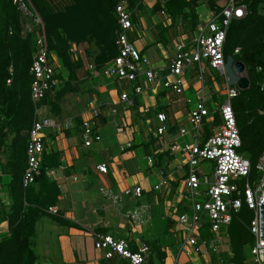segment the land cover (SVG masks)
<instances>
[{
  "label": "built area",
  "instance_id": "obj_1",
  "mask_svg": "<svg viewBox=\"0 0 264 264\" xmlns=\"http://www.w3.org/2000/svg\"><path fill=\"white\" fill-rule=\"evenodd\" d=\"M164 1L153 0L154 3L162 5ZM244 1L227 0L226 7H220L219 13H212V20L208 24L201 26L194 34L177 37L173 41V53L166 77H162L160 70L137 45L138 41L148 36L147 29H143L134 21L140 12L134 13L128 0H120L115 9L119 27L116 39L119 53L105 65L102 74L120 88L121 103L127 109L134 108L135 98L131 96L130 90L137 97L150 89L156 92L161 88L183 99L189 107L187 121L192 129L189 131L185 126H181L178 130L179 139L186 141H177L169 147L172 155L181 153L186 156L183 167H187L185 187L179 193L185 201L182 206L185 211L176 221V232H183L184 237L174 264H182L179 260L181 255L200 256L205 259V264H218L213 262V256L220 257L224 254L232 256L228 228L243 207L253 215L249 229L255 244L250 251V264H264L262 229L264 153L260 156L254 172L250 159L240 152L242 139L233 101L242 92L238 80L248 75H238L234 70L235 63L239 62L235 61L234 57L240 55V48H237L228 60L225 57L227 36L232 22L248 16V8ZM12 3L20 13L21 37L26 39L30 35H35V53L30 74L33 79L32 100L38 104L46 96L58 92L63 80L56 64V56L49 48L43 21L31 0H12ZM159 22L165 27L172 24V19L164 6L160 12ZM72 52L75 54L74 49ZM193 70L200 85L197 90L198 96L187 95L186 75ZM209 70L216 71L225 78L223 100L214 106L205 96ZM7 84L10 85L11 80H8ZM89 106L91 118L83 120L81 128V138L86 148H91L102 141V137L96 132L97 123L102 117L101 108L95 100H91ZM149 112V108L143 110L144 114ZM260 113L264 114L263 111ZM39 114L40 109H37L36 120L28 132L24 189L33 185L41 174L43 155L46 152V132L52 130L62 133L76 126L74 120L59 122L50 118H40ZM111 115L116 132L122 134L123 127L114 120L117 117L116 109L111 110ZM156 117L160 124L156 136L160 138L169 132V119L162 112H157ZM129 148L130 144L124 146L122 151ZM206 161L214 163L213 176L210 179L203 175L201 169V164ZM147 165L150 168L156 166L153 157L147 158ZM97 169L104 175L108 174L106 165H100ZM158 173L159 180L154 184L153 190L165 193L170 189V179L165 171L159 169ZM55 174V169L47 171L50 180ZM101 192L114 205H118L124 198H142L144 191L142 187L135 186L126 189L121 195H114L106 189H101ZM4 204L0 186V217L3 215ZM48 213L58 215L57 207L50 208ZM145 213L146 210L140 207L128 212L126 217L137 225L143 223ZM206 227L212 239L203 237L202 231ZM92 234L95 249L103 252L107 261L112 262L119 258L127 264H153L150 260L151 247L145 243L138 240H135V243L118 241L109 235ZM133 243L137 245L136 250L132 248Z\"/></svg>",
  "mask_w": 264,
  "mask_h": 264
},
{
  "label": "trees",
  "instance_id": "obj_2",
  "mask_svg": "<svg viewBox=\"0 0 264 264\" xmlns=\"http://www.w3.org/2000/svg\"><path fill=\"white\" fill-rule=\"evenodd\" d=\"M120 0H65L63 5L48 4L45 0H31L39 13L45 28L49 48L56 52L65 68L70 72L69 81L61 85L54 101L51 95L40 103L32 100L30 69L35 53V35L26 39L21 37L20 13L12 0H0V171L11 177L10 193L12 204H4L0 217V264H40L37 256L38 224L45 218L52 219L60 226L74 227L72 223L58 215L48 213L50 208L59 205L61 195L58 184L51 181L47 171L62 166L61 154H44L41 174L29 188H23V175L27 169L28 132L36 120L37 109L58 103L66 91L72 90L78 73L87 66L102 70L118 56L116 45L119 27L115 9ZM131 10L140 12L154 28L156 44L167 46L177 37V28L183 27L184 33L195 32L200 24L198 8L207 4L212 12L219 13L221 8L216 0H165L164 5L154 3L152 7L145 0H128ZM248 16L233 21L228 32L225 57L234 55L237 48L240 55L235 61L243 62L250 79V88L242 91L233 101L238 128L241 133L242 149L253 168L264 153V0H245ZM164 8L168 11L172 24L165 27L162 22L154 24ZM136 22L137 19L135 18ZM180 22V23H179ZM75 45L83 51V56L72 52ZM98 54L93 58L92 47ZM12 70V71H10ZM8 80L11 84L8 85ZM164 109V106L161 107ZM81 129L82 123L77 127ZM177 129L170 130V133ZM82 132V131H81ZM162 138L152 137L145 146L148 156L154 158L158 168L165 154H155L163 146ZM153 149V150H152ZM252 212L243 207L228 228L231 251L237 264L247 263L255 244L250 233ZM7 223L9 237L2 238V224ZM205 230V231H204ZM203 235L211 239L209 229ZM213 256V262L221 257ZM161 262L165 254H160ZM214 262V263H215Z\"/></svg>",
  "mask_w": 264,
  "mask_h": 264
},
{
  "label": "crops",
  "instance_id": "obj_3",
  "mask_svg": "<svg viewBox=\"0 0 264 264\" xmlns=\"http://www.w3.org/2000/svg\"><path fill=\"white\" fill-rule=\"evenodd\" d=\"M145 1L149 7L154 4L152 0ZM205 5L207 7L205 9L203 5L205 11L207 10L212 16L213 12L207 4ZM201 8V6L198 8V14ZM135 18L140 27L147 29L148 34L146 39L138 41L137 45L143 51V54L151 60L152 64L160 70L162 77L167 76V67L173 53V41L177 37L194 34L204 25H200L192 33L182 32L179 25L177 37L167 46H163L162 44H156L154 28L148 24L143 15L139 13ZM156 23H159L158 18L154 19V24L156 25ZM72 49L75 50V54L83 56V51L77 46L73 45ZM53 53L56 56V64L63 83H65L69 81L70 72L65 68L57 53ZM85 71L91 72L94 76L101 75L94 66L85 65V68L78 73V78ZM213 72L219 74L216 71L209 70L208 75H212ZM219 78L224 81L217 86V91L214 85L207 81L209 79L206 80L205 96L212 106L220 102L221 97H224L225 78L222 76H219ZM186 82L188 93L198 96L197 90L200 85L195 70L186 75ZM110 86V89L105 86L99 87V92L102 95L101 99L103 100H99L97 95L89 93L88 111H79L78 113L73 111L74 113H70L54 109L57 115L54 114L49 117L42 115V118H50L59 122L74 120L76 124L72 130L62 133L52 130L46 132L45 153L48 155L61 154L62 166L55 169L56 174L51 180L58 184L61 192L59 205L57 206L58 213L75 225L74 227H67L56 224L57 227L52 225L53 229L50 230L51 232L48 233V230L46 231L48 236H46L45 242L48 239L55 240L57 238L59 245L55 254L46 251L47 257L53 264L54 262L58 264H127L120 261L119 258H115L112 262L105 260L104 253L99 254L95 250V244L93 252H89L87 245L83 246L85 238H93L94 242L95 239L92 233H101L109 235L118 241L134 242L138 240L140 243H145L151 247L150 260L153 264H173L174 259L178 258L180 244L184 237L183 232H176V221L178 216L185 211L182 207L185 201L179 196V193L185 187L187 167H183L186 156L181 153L172 155L169 152V147L177 141H186V139H179L178 130L181 126H185L189 131L192 129V126L187 121L189 107L183 99L174 93L159 88L156 92L150 89L137 97L130 90L131 96L135 98V107L127 109L121 103V90L118 85L113 84L111 81ZM56 93L50 94L51 101L55 100ZM188 93L187 95H189ZM91 100H95L101 108L102 117L97 123L96 132L102 137V141L94 144L91 148H86L81 138V129L76 127L78 122L82 123L83 120L91 118L89 106ZM162 105L164 109L161 108ZM48 107L53 108V106ZM48 107L45 108L48 109ZM113 108L117 111V117L114 120L124 129L122 134L116 132V126L112 122L111 110ZM145 108L150 109L148 114L143 113ZM41 110L43 108L40 109V112ZM157 112L165 113L168 116L170 129L165 136L160 137L163 140L162 148L154 152L155 154H165L164 161L159 168L158 166L150 168L147 165L149 156L146 153L145 146L152 137L158 138L156 130L160 124L156 117ZM79 113L82 114L78 115ZM135 116L146 119L142 123L145 127L142 130L140 124L136 123ZM174 128L177 130L170 133V130ZM114 135L115 138H113ZM121 138L122 140H120ZM129 144L131 148L122 151V148ZM100 165L107 166V175L98 171L97 167ZM155 165L157 164L155 163ZM159 169L165 171L170 179V189L165 193L153 190L154 184L159 180ZM10 183L11 177L3 175L0 171L1 193L6 206L12 204ZM135 186L142 187L144 191L142 198L139 199L142 204L138 203L136 206L133 204V198H124L120 204L114 205L101 192V189H106L110 190L114 195H121L126 189ZM130 202L132 206H135L132 208L143 207L146 210L145 214L148 213L150 217L151 214L153 215L151 226H134L135 229H133V225L126 217L127 212H129ZM125 211L127 212L125 213ZM117 214H119L120 218ZM122 218H125V220H122ZM88 220H93L94 222H87ZM42 221L40 222L41 224ZM52 222L55 223L54 221ZM40 223L38 224L39 227L41 226ZM2 230L4 234L9 232L7 223L2 224ZM7 237H9V234H5L2 238ZM149 242H151V245ZM134 243L132 248L136 250L137 245ZM44 247L46 250L48 249V245L44 244ZM163 253L166 258L162 263L160 254ZM182 257L185 262L181 261ZM179 260L182 264H205V259L197 255H181Z\"/></svg>",
  "mask_w": 264,
  "mask_h": 264
},
{
  "label": "rangeland",
  "instance_id": "obj_4",
  "mask_svg": "<svg viewBox=\"0 0 264 264\" xmlns=\"http://www.w3.org/2000/svg\"><path fill=\"white\" fill-rule=\"evenodd\" d=\"M45 1L48 4L58 3V4L63 5L64 3H66L65 0H45ZM216 3H217V5L219 7L223 8V7H226L227 0H216ZM203 5H204V7L206 9L207 7H206L205 3ZM203 5H201L202 8L199 10L200 24L201 25L202 24H208L212 20L211 14H209L207 12V10L205 11ZM209 15H210L211 18L209 17ZM181 31L184 32L182 26H181ZM92 48H93L92 51H93V58H94L98 54V51L96 49V46H94ZM87 62L88 61H86V66L88 65ZM86 69H88V68H86ZM218 75L219 74L213 72L212 75L210 74V75H208L209 77L207 76V79H209L207 81L211 82V84L214 85V88H215L216 91L218 90L217 86L221 85V83L224 81L222 78H219L220 75L219 76ZM110 84H111V81L108 80L103 74H101L99 76H94L91 72H86L85 71L84 74L81 75L80 78L77 79V81H75L73 83L72 90L66 91L63 94V96L60 99V102L58 104V107H59L58 110L61 111V112H63V111L67 112L68 111L70 113H74L73 111H75L76 113H78L79 111H88L89 93L91 92L92 94L97 95L99 100H103V99H101L102 95L99 92V87L105 86L108 89H110L111 88ZM221 99H223V98L221 97ZM55 112L56 111L52 107H48V109L47 108H43V110H41V112H40V118H42V115L48 116V117L49 116H53L54 114L57 115ZM80 114H82V113H79L78 115H80ZM71 115H77V114H71ZM144 120H146V119L145 118H137L136 117V123L140 124L141 130L143 128H145L143 126V124H142L144 122ZM113 138H115V135L113 136ZM120 140H122V138ZM201 169H202L203 175L210 179L213 176L214 163L211 162V161H206V162L201 164ZM144 201H146V200H144ZM138 203L142 204V201L139 200V199H134L133 198V204L136 206V205H138ZM135 206H132V204L130 202L129 212L132 211L133 209H136V208H132V207H135ZM137 208H140V207H137ZM126 212L127 211H125V213ZM115 213H117V211H115ZM127 214H128V212H127ZM117 215L120 218L119 214H117ZM125 218H122V220H125ZM152 218H153V215L151 214V217H150V215L147 213V214H145L143 216V218H142V220H143L142 222L143 223H141V224L135 225L134 223H132L130 221V219H128V221L133 225V229H135V227H137V226H144V225L145 226H147V225L151 226ZM50 220H52V219L45 218V220L42 221V224L40 223L41 226L39 227V225H38L39 233H38V237H37L36 252H37V256L39 258V263L40 264H53V262L49 261V258L47 257V254H46V251H49L50 253H54V254L57 253V251H58V246L59 245H58V242H57V238L55 240L54 239H52V240L48 239V241L45 242L46 236H48L47 234L49 232H51L50 230L53 229L52 225L56 226V223H53L52 222L53 220L52 221H50ZM87 222L92 223L94 221L93 220H88ZM43 226H44V228H43ZM57 229H59V228H57ZM47 230H48V233H46ZM204 231H202V235H203ZM5 234H9V232L5 233ZM5 234L3 233V235H5ZM54 237H55V235H54ZM83 243H84L83 246L87 245V248L89 249V252L90 251L93 252L94 244H95V241L93 242V238H85ZM150 243L151 242H149V244ZM44 244L48 245V249L47 250L45 249ZM97 253L101 254L102 252L101 251H97ZM249 257L251 258L250 254H249ZM250 258H247L248 259L247 263H249V264H250ZM175 261L176 260L174 259L173 262L175 263ZM181 261H184L183 257L181 258ZM237 262H238L237 260L236 261L233 260V256H225V257L222 256L220 259L216 260L215 263H218V264H237ZM54 264H58V263L54 262Z\"/></svg>",
  "mask_w": 264,
  "mask_h": 264
},
{
  "label": "water",
  "instance_id": "obj_5",
  "mask_svg": "<svg viewBox=\"0 0 264 264\" xmlns=\"http://www.w3.org/2000/svg\"><path fill=\"white\" fill-rule=\"evenodd\" d=\"M234 70L238 75L247 74V68L246 65L243 62H237L234 65ZM238 86L242 91H247L250 88V79L248 76L242 77L238 80ZM262 229H263V236H264V206H263V212H262Z\"/></svg>",
  "mask_w": 264,
  "mask_h": 264
}]
</instances>
